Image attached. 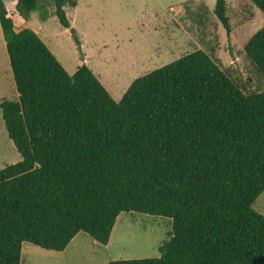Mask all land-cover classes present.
<instances>
[{
	"label": "trees",
	"instance_id": "trees-1",
	"mask_svg": "<svg viewBox=\"0 0 264 264\" xmlns=\"http://www.w3.org/2000/svg\"><path fill=\"white\" fill-rule=\"evenodd\" d=\"M70 28L63 7L50 0ZM40 0H0V27L18 100L1 116L19 162L0 169V264L23 246L64 253L80 235L110 244L120 216L168 219L153 258L108 264H264V26L243 42V72L216 58L226 0L185 1L177 26L195 50L134 80L115 101L93 71L69 75L29 28ZM264 14L240 0L237 26Z\"/></svg>",
	"mask_w": 264,
	"mask_h": 264
},
{
	"label": "rangeland",
	"instance_id": "rangeland-1",
	"mask_svg": "<svg viewBox=\"0 0 264 264\" xmlns=\"http://www.w3.org/2000/svg\"><path fill=\"white\" fill-rule=\"evenodd\" d=\"M3 1V0H2ZM63 7L70 28L55 15V4L40 0L28 16L29 28L47 45L69 75L86 65L115 101L131 83L195 50L189 36L177 26L185 15L181 4L189 0H75ZM214 9L216 0H195ZM240 0H226L234 31L227 35L220 24L213 32L218 41L217 60L226 68L243 72V42L264 26V14L237 26L234 10ZM4 2V1H3ZM6 5V4H5ZM18 100L6 44L0 27V105ZM21 159L8 139L0 109V169ZM264 215V193L254 205ZM168 219L141 214L120 216L110 244L103 247L80 235L64 253L23 246L22 264H108L113 260L158 257L169 240Z\"/></svg>",
	"mask_w": 264,
	"mask_h": 264
},
{
	"label": "crops",
	"instance_id": "crops-1",
	"mask_svg": "<svg viewBox=\"0 0 264 264\" xmlns=\"http://www.w3.org/2000/svg\"><path fill=\"white\" fill-rule=\"evenodd\" d=\"M3 1H4V3H5L6 5H9V4L13 3L14 0H3ZM77 238H78V237H77ZM77 238H76V239H77ZM76 239H75V240H76ZM75 240H74V242H75ZM74 242H73V243H74ZM73 243H72V244H73ZM72 244H71V245H72ZM71 245H70V246H71Z\"/></svg>",
	"mask_w": 264,
	"mask_h": 264
}]
</instances>
